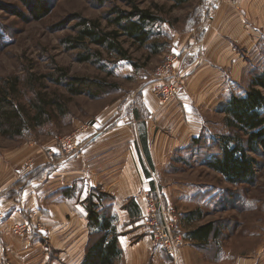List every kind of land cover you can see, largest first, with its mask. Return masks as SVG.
Wrapping results in <instances>:
<instances>
[{"label": "crops", "instance_id": "1", "mask_svg": "<svg viewBox=\"0 0 264 264\" xmlns=\"http://www.w3.org/2000/svg\"><path fill=\"white\" fill-rule=\"evenodd\" d=\"M215 1L199 33L184 40L179 72L185 82L172 102L163 105L153 85L142 87L139 100L119 102L77 132L76 154L56 157L52 141L46 147L47 154L53 151L52 159L23 162L16 178L0 186L6 222L0 228V264H83L91 240L86 200L98 188L113 198L123 251L114 264H259L257 257L233 261L221 235L207 242L190 236L210 222L187 230L192 222L181 220L185 242L175 258L153 246L145 224L153 189L181 184L168 175L175 168L172 161L207 127L197 97L209 86L212 97L223 99L224 105L233 91L246 90L247 68L264 43V0H237L234 5ZM32 217L45 225L46 234L33 226L29 235H11L13 223H31Z\"/></svg>", "mask_w": 264, "mask_h": 264}, {"label": "rangeland", "instance_id": "2", "mask_svg": "<svg viewBox=\"0 0 264 264\" xmlns=\"http://www.w3.org/2000/svg\"><path fill=\"white\" fill-rule=\"evenodd\" d=\"M28 2L0 0V86L17 78L19 94L16 100L30 108V112L31 104L38 98L45 102L60 101L64 109L53 105L45 126L35 130L28 127L21 137L9 138L0 134V186L16 178L15 170L21 168L23 162L44 163L48 157L51 158L49 153L52 150L47 154L46 147L52 141L54 149L58 150L60 139L84 129L95 121L96 115L106 113L119 102L124 104L128 100H139L141 88L149 85L154 87L156 71L167 62L169 56H178L180 66L184 40L193 33H199L201 24L211 15L216 1L191 0L177 6L166 0H45L50 13L38 21L31 20ZM133 7L150 10L158 16L156 23L147 25L152 35L149 43L158 46L157 53L149 44L143 47L134 45L126 36L119 38L127 51L126 58L92 43H87L89 50L70 47L69 39L78 36L82 20L91 21L103 31H116V26L110 23L116 16L112 14L113 11L118 9L131 12ZM238 49L240 52L243 48L239 46ZM89 51L94 55L93 59L80 62L79 59ZM97 56H100L98 63L95 58ZM258 57L255 60L259 61ZM58 69H63L69 78L105 80L115 85V88L100 98L71 96L66 86L68 78L60 84L54 81L60 78ZM250 79V74L244 76L242 84L246 89L249 88ZM209 88L205 87L197 97L198 105L204 113L202 121L207 126L203 133L209 140L219 142L220 138L233 135L234 131L227 126L228 117L223 99L217 100L216 96L213 98ZM199 149L194 147L175 155L172 161L174 171L168 175L181 180V184L170 189H153L154 194L149 198L148 206L158 200L162 202H159L162 207L171 206L178 215L180 231L181 220L192 222L185 227L187 230L190 226L213 222L222 230L220 242L235 258L233 261L237 257H257L259 264H264V149L260 147L257 153L250 152L256 160L255 182L239 185L228 183L219 173L209 168L205 164L207 155ZM26 163L25 167L28 165ZM4 223L5 219L1 224ZM41 224L42 230L46 231L45 225ZM145 224L152 241L147 213ZM11 235L26 236L17 235L13 231ZM182 240L183 246V235ZM153 246L170 256L162 246Z\"/></svg>", "mask_w": 264, "mask_h": 264}, {"label": "trees", "instance_id": "3", "mask_svg": "<svg viewBox=\"0 0 264 264\" xmlns=\"http://www.w3.org/2000/svg\"><path fill=\"white\" fill-rule=\"evenodd\" d=\"M166 1L181 6L191 0ZM28 5L31 20H41L50 13L45 0H29ZM112 14L116 16L110 23L116 26V31H103L91 21L82 20L78 36L69 39L70 47L88 49L87 43H92L121 58H126L127 51L119 42L121 36H126L134 45L143 47L149 44L155 53L159 51L157 45L153 43L150 45L152 35L147 29V25H153L159 20L156 14L139 7H133L131 12L116 9ZM89 52L79 59L80 62H89L93 59L94 55ZM95 58L98 63L100 56ZM258 58L259 61L257 59L254 63L251 62L250 67L247 68L246 73L251 75L249 88L245 91L242 89L233 91L224 104V111L228 117L227 126L234 131V134L214 142L206 138L204 136L206 134L203 133L194 138L187 148L199 147V150L207 155L205 164L232 185L255 182L256 160L250 152L257 153L260 147L264 149V43ZM58 72L60 78L54 81L60 84L68 78L66 86L71 96L87 95L100 98L115 88V85L105 80L69 78L63 69H58ZM18 83V79L15 78L11 83L0 86V134L9 138L21 137L28 127L33 130L44 127L50 119L49 111L53 105L61 110L64 109L60 101L45 102L38 98L31 104V112H34L32 115L30 108L16 100V95L19 94ZM112 203V196L99 188L93 189L86 200L91 240L83 264H114L123 253L114 225ZM191 214L190 216H193ZM221 233L220 227L210 222L189 234L196 240L207 242L211 237L219 238Z\"/></svg>", "mask_w": 264, "mask_h": 264}, {"label": "built area", "instance_id": "4", "mask_svg": "<svg viewBox=\"0 0 264 264\" xmlns=\"http://www.w3.org/2000/svg\"><path fill=\"white\" fill-rule=\"evenodd\" d=\"M221 4H236L237 0H219ZM167 62L156 71L157 81L154 84V93L163 105L172 102L179 91L184 86V78L178 73L179 58L176 55L169 56ZM78 133L60 139L56 157L69 158L79 149ZM156 203H151L147 209V224L152 233L153 245L162 246L166 252L174 257L178 254L179 248L183 244L182 233L178 227V215L171 207H162ZM31 223H13L10 228L17 235H27L31 233L33 226L42 230L43 225L40 220L32 217ZM5 215L0 211V226Z\"/></svg>", "mask_w": 264, "mask_h": 264}]
</instances>
